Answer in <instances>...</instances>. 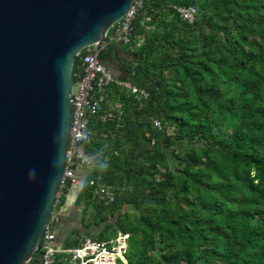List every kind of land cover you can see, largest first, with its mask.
<instances>
[{
	"label": "trees",
	"instance_id": "trees-1",
	"mask_svg": "<svg viewBox=\"0 0 264 264\" xmlns=\"http://www.w3.org/2000/svg\"><path fill=\"white\" fill-rule=\"evenodd\" d=\"M132 36L148 96L112 82L89 117L85 235L127 234L115 264H264V0H150Z\"/></svg>",
	"mask_w": 264,
	"mask_h": 264
},
{
	"label": "water",
	"instance_id": "water-1",
	"mask_svg": "<svg viewBox=\"0 0 264 264\" xmlns=\"http://www.w3.org/2000/svg\"><path fill=\"white\" fill-rule=\"evenodd\" d=\"M132 2L0 0V264H41L40 237L58 215L74 59L94 46L130 80L143 55L102 43Z\"/></svg>",
	"mask_w": 264,
	"mask_h": 264
},
{
	"label": "built area",
	"instance_id": "built-area-1",
	"mask_svg": "<svg viewBox=\"0 0 264 264\" xmlns=\"http://www.w3.org/2000/svg\"><path fill=\"white\" fill-rule=\"evenodd\" d=\"M149 1L133 0L128 11L118 18L105 33L102 47L106 49L107 44L112 42L121 45L132 43L139 46L142 38L140 36L133 38V21ZM174 8L182 20L188 23L194 21L196 14L194 6H174ZM76 56H78V62L72 74L73 84L69 95L70 124L65 149V165L52 205L57 213L69 188L79 185L80 179L76 168L79 166L90 168L92 164V156L86 153L84 148L90 136L88 120L91 115L101 109V105L105 102L107 86L115 82L137 94L138 97L146 98L148 96L143 88L133 85L130 80L116 78L111 67L99 58L94 46L84 47ZM153 122L158 128L161 127L159 120L154 119ZM89 184L93 185L94 181L90 179ZM95 191L100 196L107 197V200H112V193L108 187L100 185L95 187ZM57 221L58 215L52 213L40 237L41 264H54L58 251L66 252L69 255V263L78 261L80 264H86L89 261H95L97 264H115L117 257L126 263L124 252L127 246V234L118 233L116 237L109 240H93L84 237L75 247L59 249L55 246L53 232Z\"/></svg>",
	"mask_w": 264,
	"mask_h": 264
},
{
	"label": "crops",
	"instance_id": "crops-1",
	"mask_svg": "<svg viewBox=\"0 0 264 264\" xmlns=\"http://www.w3.org/2000/svg\"><path fill=\"white\" fill-rule=\"evenodd\" d=\"M112 44H116V43L112 42ZM76 173L78 174V177L80 179L79 185L69 188V190L66 192L65 196L63 197L62 204L58 211V221L53 229V232L55 234L54 243L55 246H57L59 249H63V248L70 249L72 247H75L76 245H78L80 239L84 237H88L85 235L87 229H85L81 223L83 219L82 207L81 205L79 206L75 205L76 204L75 199L83 185L84 179L90 173V168L85 166H79L76 168ZM75 229L78 230L79 235L81 237L78 240L77 239L74 240V238H76V234L78 233L76 232ZM91 231L95 233L96 231H98V228L94 227L91 229ZM71 240H73L72 241L73 245L68 246L67 242ZM64 254L66 255L67 253L58 251V253L56 254V259L54 264H58L56 261L57 256L66 261ZM68 264H72V263L68 262Z\"/></svg>",
	"mask_w": 264,
	"mask_h": 264
},
{
	"label": "rangeland",
	"instance_id": "rangeland-1",
	"mask_svg": "<svg viewBox=\"0 0 264 264\" xmlns=\"http://www.w3.org/2000/svg\"><path fill=\"white\" fill-rule=\"evenodd\" d=\"M122 47H123L127 52H132V51L134 50V48H135V46H133L132 43L124 44V45H122ZM101 198H102V197H101ZM90 238H96V236L94 235V236H92V237H90ZM118 259H119L118 257L115 259V263L117 262Z\"/></svg>",
	"mask_w": 264,
	"mask_h": 264
}]
</instances>
